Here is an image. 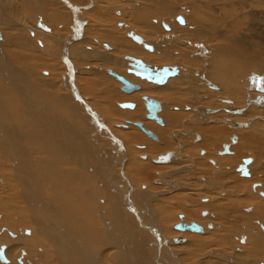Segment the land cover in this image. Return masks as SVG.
<instances>
[{"label": "bare ground", "instance_id": "6f19581e", "mask_svg": "<svg viewBox=\"0 0 264 264\" xmlns=\"http://www.w3.org/2000/svg\"><path fill=\"white\" fill-rule=\"evenodd\" d=\"M126 16L130 22L123 20ZM133 59L153 69L176 68L177 73L157 83L131 72ZM113 73L137 88L123 90L124 82ZM261 77L264 0H0V263L187 264L211 249L202 244L208 234L212 244L226 242L230 252L226 256L224 248H213L205 260L194 259L192 264H264V199L245 208L239 200L218 198L227 187L234 196L254 187L264 198L262 184L252 180L254 171L250 173L254 166L264 170V92L257 87ZM145 97L160 102L161 122L147 117ZM203 97L207 108H197ZM214 98L230 114L220 123L253 132L240 130L225 137L222 151L214 146L220 150L218 158L213 150L196 153L190 142L192 138L211 147L215 139L230 134L227 129L201 127L220 117L215 113L218 106H205ZM126 103L134 106H122ZM256 106L263 111L250 108ZM178 109L181 112H174ZM96 110L107 122L123 118L118 126L125 131L119 137L107 133L102 124H95ZM238 143L252 156L243 158L241 150L244 155L239 157ZM134 145L141 150L135 151ZM167 153L168 161H157ZM245 159L244 173L239 167ZM148 163L156 165L159 188L150 190L147 181L140 182ZM165 168L169 171L164 173ZM217 170L221 176L213 177ZM181 174L205 176L196 188L202 187L198 193L204 201L220 199L212 204L219 223L210 220L206 208L204 222L196 218L197 212L180 209L176 223L196 222L202 231L177 230L167 236L160 220L170 209L168 198L161 196L186 188L195 191L193 185L183 184L185 177L179 180ZM208 191L214 198L205 197ZM186 199L199 200L188 195ZM224 205L227 210L220 209ZM153 208L162 211L163 218ZM244 208L260 216L249 221L250 216L240 214ZM7 218L23 229L21 235L13 222L8 229ZM174 237L184 239L175 243Z\"/></svg>", "mask_w": 264, "mask_h": 264}, {"label": "rangeland", "instance_id": "374dc122", "mask_svg": "<svg viewBox=\"0 0 264 264\" xmlns=\"http://www.w3.org/2000/svg\"><path fill=\"white\" fill-rule=\"evenodd\" d=\"M96 3H97V1H96ZM98 3H99V1H98ZM97 6V5H96ZM95 5H93V8L94 7H96ZM89 7V6H88ZM66 8L68 9V10H70V7L69 6H66ZM87 8V7H86ZM86 8H81V9H83V12H85V10H86ZM98 10V9H97ZM81 12V11H80ZM181 12V11H180ZM186 13V11H183L182 10V12H181V14L182 13ZM129 16V15H128ZM128 16H126L123 20H125V21H127V20H129V18H128ZM182 16H183V14H182ZM89 17L93 20V21H95L94 20V18H93V15H89ZM88 17V18H89ZM89 21V20H88ZM128 22V21H127ZM129 22H130V20H129ZM178 23L177 24H179L180 25V27H182V26H185V25H182L181 24V22L180 21H177ZM132 23H134V22H132ZM84 24H85V26H88L89 24L87 23H85L84 22ZM131 24V23H130ZM84 26V27H85ZM133 26V25H132ZM87 28V27H86ZM92 28V27H91ZM92 30V29H91ZM95 32H96V30H95ZM146 34H144V36H145ZM147 36V35H146ZM145 36V37H146ZM130 38V37H129ZM134 43V42H133ZM136 44V43H135ZM86 45H92L91 43H86ZM93 46V45H92ZM196 46V47H195ZM193 47H195L196 49L198 48V44H194L193 45ZM254 77L256 78L257 76L255 75V76H253V80H252V82L254 81ZM263 78V79H262ZM85 79H87V77H85ZM78 80V79H77ZM259 81L261 80V82L262 83H260L259 82V84L258 83H255V84H258L257 85V87L258 86H260V91L261 92H264V91H262L261 89L262 88H264V77H261V79H258ZM254 83V82H253ZM151 84H153V83H151ZM170 84V83H169ZM75 85V84H74ZM153 85H155V84H153ZM158 85H155V87L156 88H160V87H165V85H163V86H158ZM201 87H203L202 85H201ZM205 87V86H204ZM75 88L77 89V87L75 86ZM78 90V89H77ZM206 91V90H205ZM121 94H123V95H126V93H124V92H122V91H119ZM140 92V91H139ZM139 92H136V93H133V94H139ZM217 96H221L222 97V94H218V93H215ZM127 95H130V94H127ZM79 96L81 97H83V95H81V94H79ZM148 96H151V95H148ZM155 97L157 98L158 96L157 95H155ZM83 99L85 100V98L83 97ZM205 99H207L206 97H203L202 98V100H200L199 101V103L200 104H198L197 105V108H199V107H204V106H202L203 105V103H201V101L202 102H204V100ZM88 100L89 99H86V101L88 102ZM167 100V99H166ZM99 101V100H98ZM163 101H165L164 99H163ZM116 102H120V101H116ZM116 102H115V104H116ZM211 103H212V105H205V106H208V107H212V108H214L215 106H218L217 107V109H216V111H215V113L216 114H220V117L219 116H217L215 119H212L213 121L211 122V123H208V124H201V127H203V128H205V126H206V128H210V129H212V128H222V129H227V132L226 133H230V134H227L226 136L224 135L223 137H224V139H221V140H218V139H215L214 140V142H213V144L211 145V147L210 146H207V144L208 143H204V141H202V142H200V143H195L194 141H193V139L191 138L190 139V142H191V145L193 146V149H195L196 150V153L198 152L199 154L200 153H203L204 152V150H213L214 152H215V156H214V158H218V156H220V155H217V152L218 151H222V147H219V146H221V145H223L224 143H226V142H228V141H225V137H228L229 135H231L232 133H236V132H240V130H241V132H245V133H247L248 132V130L249 129H247V128H241L239 131H236V130H238V129H233L228 123H225V122H222V123H220L219 121L220 120H226V118H227V116H228V112H227V109H225V108H223V102L222 103H220L221 101H219V99L218 98H214V99H211V101H210ZM225 104V103H224ZM117 105V104H116ZM226 106H228V104L226 105L225 104V107ZM252 106H255V105H252ZM248 106H247V104L245 105V108H247ZM257 107V106H256ZM85 108V107H84ZM204 108H207V107H204ZM252 110L254 109V110H261V111H263L262 109H260V108H252V107H250ZM249 108V109H250ZM97 109V108H96ZM121 109H123V108H121ZM165 109H168V108H164V110ZM81 111H83L82 109H80ZM124 110V109H123ZM130 110V109H129ZM215 110V109H214ZM171 111V110H170ZM173 111V110H172ZM96 113H97V116L99 117V118H97V116L95 115V113L92 111V115H95L94 116V120H96L95 121V124L97 123V122H99L100 124H102V125H100L102 128L103 127H105L106 129H108V132L107 133H113L114 135H116V137H119V135H118V133H121V132H123V131H125V129L126 128H124V126H122V128H121V126H118L120 123H123L124 121H123V118H121V119H117L116 121H113V122H107V120L106 119H104V118H102V114L101 113H99L97 110L95 111ZM102 113H104L103 111H101ZM174 112H181L179 109L178 110H174ZM185 113V115L187 114V112L185 111L184 112ZM264 113H262V115H263ZM230 115V114H229ZM242 114H239L238 116H241ZM222 116V117H221ZM226 117V118H225ZM163 118V117H162ZM220 118V119H219ZM100 120V121H98V120ZM186 119V116H184V120ZM217 122H216V121ZM145 121H151V120H148V119H146L145 118ZM262 121V120H261ZM264 121V120H263ZM154 122V124L159 128V129H162L163 127L162 126H160L158 123H156L155 121H153ZM241 122V121H240ZM245 122H247V120H245ZM114 123V124H113ZM241 123H244V121L243 122H241ZM125 124V123H124ZM190 125H192V126H195L193 123H189ZM198 124H200V123H198ZM227 124V125H226ZM262 124H264L263 122H262ZM209 125V126H208ZM229 125V126H228ZM196 126H198V125H196ZM109 127V128H108ZM133 127H135V126H133ZM135 128H137V127H135ZM138 130H139V128H137ZM134 130V129H133ZM243 130V131H242ZM140 132H141V134L143 135V136H145L144 134H143V132L141 131V130H139ZM233 131V132H232ZM248 133H253L252 131H250L249 130V132ZM255 133V132H254ZM256 135H257V133H255ZM260 134H258V136H259ZM67 136H69V135H67ZM238 136H240V138H241V141L243 142V140H245L244 138H242L241 137V135L240 134H238ZM146 137V136H145ZM103 138H105V137H103ZM147 139H151V138H149L148 136L146 137ZM259 138V137H258ZM264 138V137H263ZM74 139H75V137H74ZM217 140H218V142H217ZM222 140H223V142H222ZM226 140H227V138H226ZM261 140V139H260ZM263 140V139H262ZM261 140V141H262ZM151 141V140H150ZM151 142H154V141H151ZM189 142V143H190ZM222 142V143H221ZM263 142H264V140H263ZM262 142V143H263ZM214 143H217V144H219V145H216V144H214ZM221 143V144H220ZM194 144V145H193ZM196 144V145H195ZM239 144V143H238ZM259 144V146H261L260 144H261V142H259L258 143ZM198 145H199V147H200V151H199V147H198ZM213 146V147H212ZM219 147V149L217 150V148L215 149V147ZM236 146V151H237V153H238V156L240 157V155H241V157H243V155L244 156H246V157H243V158H247L248 156H252L251 154H250V152L248 151H246V149L244 150H242V146H243V144L242 143H240L238 146L237 145H235ZM110 147V146H109ZM108 147V148H109ZM234 147V146H233ZM110 148H112V147H110ZM109 148V149H110ZM133 149L136 151H138V150H141V148L139 147V145H134L133 146ZM235 149V147L233 148V150ZM243 151L244 152V154H242L243 152H239V151ZM202 151V152H201ZM245 151H246V153H245ZM234 153H235V151H233ZM199 154H194L195 155V158H197L198 156V158H200V157H202V155H199ZM145 155V154H144ZM235 154H233V155H229V156H231V157H233ZM248 155V156H247ZM228 156V155H227ZM139 158V162H144V160H142V158L141 157H138ZM238 158V157H237ZM237 158H236V160H237ZM249 158V157H248ZM242 159V158H241ZM240 159V160H241ZM238 160H239V158H238ZM239 160V161H240ZM240 163H242L241 161H240ZM148 164H150V168H147L146 169V171H145V173L141 176V180H140V182H144V181H147V182H145V183H148L149 185H151V187H149L150 188V190H151V188H157L158 187V183H157V181L156 180H159V177L157 176V172H155L154 170H157L155 167H156V165H155V163H148ZM238 164H239V162H238ZM211 166H212V164H210ZM74 167L76 166V165H73ZM153 167V168H152ZM251 168H252V166H251ZM256 168V169H255ZM166 170H164L163 172L165 173V172H168L169 171V168H165ZM170 170H172V169H170ZM251 170V169H250ZM234 171H236V169H234ZM254 171V174L252 175V172ZM214 172V171H213ZM215 173H218L219 175H217V176H221V174H220V170H217L216 172H214V173H211V175L213 176V177H217V176H214V174ZM250 173H251V177H253L252 178V180L254 179L256 182H259V183H261L262 184V186H263V189L261 190L262 192H264V170H263V168L261 169V167H257V166H254V170H251L250 171ZM236 174H240V173H238L237 171L235 172V175ZM190 175V174H189ZM189 175H187V174H181V175H179L180 176V178H179V180H182L183 179V177H185L186 179L184 180H182L183 181V184L185 183V184H187V185H189V186H192L193 185V190H195V191H189V189L188 188H186V190H184V192H181V191H176L174 194L172 193V194H169V195H164V196H161V198H163L164 199V197H165V199L166 198H168V200H166L165 202H168V203H166V205H168L169 206V209L170 210H168V212H167V214L165 215L164 214V221L163 220H160V222H161V225H163V222L165 223V226H166V230H167V236H174V235H176L177 234V229L175 230L174 229V227H173V225H174V223H176L177 221H178V219H177V214L179 213V212H182V211H179L180 209H188V211L190 212V214L191 213H193V212H197L195 215H197L196 216V218H198L199 219V221L200 222H204L205 220H203V219H206V217H204L203 216V208H206L207 210L206 211H208V212H210V214L212 215L211 216V218H210V220L211 221H213V222H217L216 221V219H215V213L214 212H212V204L214 203H216L217 205L220 203V199H224V198H227V199H225V200H227L228 202H230V201H235V200H239L240 202H242V204L244 205V207L245 208H250V207H255V205H257V202H259V200H262V199H264L263 198V196H261L259 193H255V190H254V187H252V189H251V187H248L249 188V191H247L248 190V188H247V190H244L242 193H240V194H237L236 193V196H234V194H230V193H228L229 191H230V188L229 187H225L227 190L226 191H222V189H221V191H222V193H221V195H219L220 197H218V198H220V199H216V198H214L213 196H215L214 194H213V196H212V191L210 192V191H208V193H207V195L205 196V197H210V198H214V200H210V201H204V200H202V198L199 196V193L198 192H203V189H202V187H201V189L200 188H196L198 185H200V184H203L202 182L205 180V179H203L205 176H196V177H193V176H189ZM121 176V175H120ZM183 176V177H182ZM212 176H209V177H206L207 179H209L210 177H212ZM177 177V176H176ZM203 177V178H202ZM240 177H242V176H240ZM250 177V178H251ZM193 178V179H192ZM257 180H256V179ZM242 179L243 180H248L249 178L248 177H242ZM175 180V179H174ZM155 181V182H154ZM248 181H251V180H248ZM254 181V182H255ZM228 182H229V180L227 179V181H226V184H228ZM96 185H98V183H96ZM132 186H133V183H132ZM137 185H135L134 184V189L135 190H138V189H140L139 187H136ZM160 186V185H159ZM185 186V185H184ZM259 186V185H258ZM187 187V186H186ZM159 188V187H158ZM240 189V188H239ZM202 190V191H201ZM247 191V192H246ZM252 191H253V193H252ZM193 192H195L194 194H192ZM205 192V191H204ZM190 193V194H189ZM197 196H196V195ZM192 196V198L193 199H195V200H197V199H199V200H197V201H199V202H197V201H195V202H189V200L188 199H186L185 200V197L186 196ZM259 195V196H258ZM171 198V199H170ZM164 199V200H165ZM184 199V202H183V205L181 204V202H182V200ZM207 199H209V198H207ZM172 200L174 201H176V202H178V204H175V203H173L172 202ZM155 202H159V201H155ZM204 202H206V203H204ZM190 203V204H189ZM211 203V205H208V204H210ZM16 203H14V205H15ZM171 205L173 206V208L171 207ZM200 205V206H199ZM203 206V207H202ZM136 208H140L138 205H136L135 206ZM201 207V208H200ZM258 207V206H257ZM226 209L227 210V207L224 205L223 207L221 206V208L220 209H222V210H224V209ZM245 208L244 209H242L241 210V213L240 214H243V215H245V216H250L249 218V221L251 220V221H253L254 219H255V217H258V212H256V213H253V212H247L246 210H245ZM191 209V210H190ZM199 209H200V211H199ZM153 210H154V212L156 213V215L158 216L159 214L162 216V218H163V215H162V211H158V210H155L154 208H153ZM198 212H200L199 214H198ZM213 213V214H212ZM247 213L249 214V215H247ZM251 213V214H250ZM4 214V213H3ZM187 214V213H186ZM190 214H188V216L190 215ZM194 214V213H193ZM215 214V215H214ZM255 214H256V216H255ZM199 215V216H198ZM255 216V217H252V216ZM260 216V215H259ZM189 217H191V216H189ZM212 217H213V219H215V220H213L212 219ZM202 218V219H201ZM191 219V218H190ZM253 219V220H252ZM7 220V222H6V224H7V226H8V224H11L12 222H13V225L15 224V223H17L16 221H14L13 219L10 221V218H7L6 219ZM6 220H4V222L6 221ZM9 220V221H8ZM249 221H247V222H249ZM212 222V223H213ZM221 222H223V221H221ZM217 223H219V222H217ZM244 223V225H246L245 223V221L244 222H241L240 223V225H239V227H242V224ZM5 224V225H6ZM223 224H224V222H223ZM12 224H11V226H13ZM253 225V224H252ZM14 226H16L17 228H18V232L16 233V234H18V235H21L20 233H21V231L23 230V229H21L20 228V226H18V225H14ZM225 227H228L227 226V224H225L224 225ZM228 228H230V227H228ZM8 229H10V226H8ZM7 229V231H9ZM260 230V229H259ZM242 231V229L240 230V232ZM193 234H196V233H191V236L193 235ZM220 234V233H219ZM11 235V236H10ZM10 236V237H9ZM24 236H28V235H24ZM191 236H188L187 237V240H188V244H190V242H191ZM8 237L9 238H11V239H14L15 237H12V234L10 233L9 235H8ZM204 237H206V238H204L203 239V241H202V244H209L210 246H211V249L210 250H208V251H205V252H202L198 257H196V258H194V259H196V260H199V259H201L200 260V262L202 261V260H205V256H208V254H210V252H212V250H213V248H221V249H223V250H227V253L225 254L226 256H227V254L230 252V249L229 248H231L230 246H228L227 247V245L225 244L226 242H224V243H222V246H216L215 244H212L211 243V241H212V239L210 238V236L207 234L206 236H204ZM186 240V241H187ZM236 240H238V241H236ZM236 240H234V242L237 244L238 242H239V239H237L236 238ZM167 241V240H166ZM208 242V243H207ZM240 243V242H239ZM241 244V243H240ZM240 244H238V246H240ZM245 245H247L246 247H248V246H250L249 245V243H246ZM189 246V245H188ZM225 246V247H224ZM246 247H244L243 248V250L244 251H246ZM178 248H180V247H178ZM181 250H184V247H182L181 248ZM20 254H21V252H19ZM213 253V252H212ZM234 255H236V256H239V255H237L236 254V252H232ZM202 255V256H201ZM179 256V258H180V256L181 255H178ZM7 257V256H6ZM19 257H21L20 255H19ZM193 258H192V260H189V261H186L187 262V264H192L193 263V260H194ZM196 260H194V261H196ZM210 260V259H209ZM212 260V259H211ZM219 260V259H218ZM180 262H185V261H183V259H181L180 260ZM192 262V263H191ZM229 262V261H228ZM227 261H226V263H228ZM16 263L17 264H20V263H18L17 261H16ZM203 263V262H202ZM0 264H2V263H0ZM229 264V263H228Z\"/></svg>", "mask_w": 264, "mask_h": 264}, {"label": "water", "instance_id": "95a60500", "mask_svg": "<svg viewBox=\"0 0 264 264\" xmlns=\"http://www.w3.org/2000/svg\"><path fill=\"white\" fill-rule=\"evenodd\" d=\"M135 39L139 40V36H134ZM148 48L152 49V46L150 45H146ZM135 62L132 64V68L130 69L131 72H133L134 74L142 77V78H146L148 80L157 82V83H164L168 77L175 75L177 73V69H171L169 67H163L161 69H153L152 67L145 65V63L142 60L139 59H133ZM118 79H120L121 81L124 82V86L122 87L123 90L125 91H132L134 88H137V86L135 84H132L130 82H128L127 80L124 79V77L113 73ZM146 98V106L148 111L147 117L152 118V119H156L158 122H161L160 117H158L157 113L161 108L160 102L157 99H153L150 98L148 99ZM122 106H134V104H123ZM138 125L141 126V123H138ZM145 132L146 129H144ZM225 151H229V145L226 144L224 145ZM170 156V153H167L165 155H159L158 156V162H166L168 161ZM248 162L247 159H245V164L241 165V167H239V169H242V171L245 173V171H247L246 169V163ZM180 217L182 218L183 215L180 214ZM174 228L177 230H181V231H185V230H190V231H202V227L197 224L196 222H191L190 224L187 222H178L174 225ZM184 238H177L174 237L173 238V242L175 243H180L183 241ZM2 257V255H1Z\"/></svg>", "mask_w": 264, "mask_h": 264}]
</instances>
